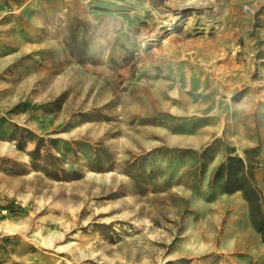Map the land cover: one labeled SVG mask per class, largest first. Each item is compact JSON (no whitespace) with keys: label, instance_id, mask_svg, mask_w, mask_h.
<instances>
[{"label":"rangeland","instance_id":"1","mask_svg":"<svg viewBox=\"0 0 264 264\" xmlns=\"http://www.w3.org/2000/svg\"><path fill=\"white\" fill-rule=\"evenodd\" d=\"M177 1L0 0V224L23 228L0 230V264H264L247 202L215 178L249 153L264 191V0ZM225 33L179 59L235 68L230 92L160 65L166 41Z\"/></svg>","mask_w":264,"mask_h":264},{"label":"bare ground","instance_id":"2","mask_svg":"<svg viewBox=\"0 0 264 264\" xmlns=\"http://www.w3.org/2000/svg\"><path fill=\"white\" fill-rule=\"evenodd\" d=\"M216 1V0H215ZM215 1H211V0H207V4L205 5V7H212L213 3H215ZM183 4L187 5V1L184 0H180L175 2V4H173L174 7H178L179 9L183 8ZM155 15V14H154ZM157 17V16H156ZM152 30L154 33H161L160 32V28H156L154 26V24L152 23ZM129 28V26H128ZM231 35V33H230ZM125 38L128 40H132L133 39V35H129L128 33L125 35ZM173 38H179V37H173ZM216 38L215 40H211L208 42H203V43H199L197 45H193V44H183L185 47H181L180 44L178 43H171L169 44L168 41L165 42V45L163 47L164 51H168V54L166 55V57L164 58L163 61L160 62V65H163L162 67H164L163 69L167 70H173V75H174V80L176 82H180L181 84H185L186 82H188V79L191 77L195 83V85L198 87L200 85H204V86H210L213 91H217L221 94L226 93V92H230L231 91V82H228L227 79L229 76H227V73H234L236 71L235 68L232 69H228L227 67L224 66H219V65H215L212 64V68L211 66L208 67V69H205V75L204 77L201 76L200 73H194L192 76H188L185 74V72L183 71V60H180L179 57L181 56V50L180 48H184L183 50L187 49V48H191V47H197L199 50L204 49V50H210L213 47L216 46H221L224 44V42L227 41V39L224 38H229V33H225V35L222 36H216L214 37ZM172 46V50H170ZM131 47L128 46L126 48V50H124V52L126 51H130ZM170 50V51H169ZM114 52L116 53V49L114 48ZM112 52V53H114ZM218 50H214L213 52H210V55H218L217 54ZM231 63V62H230ZM230 68V66H229ZM211 69V71H210ZM253 75L251 74L250 77H252ZM254 85H252L251 87L248 86L249 89H253ZM217 106L224 108L225 103L222 99L217 98L216 100ZM242 113H244V115L246 116L248 114V112H236L235 115L237 117L242 116ZM234 114V113H233ZM218 115H220V118L223 117L222 112L218 113ZM0 230H3L5 232H8L9 234H19L23 232V228L22 226L18 225V224H14L11 223L9 220H5L0 224ZM28 239L35 245L37 246H49L52 245L51 241H47V237H45L44 235H42V233H40V231H36L34 232L32 235L28 236ZM68 264H74L72 261H70L69 259L67 260Z\"/></svg>","mask_w":264,"mask_h":264},{"label":"trees","instance_id":"3","mask_svg":"<svg viewBox=\"0 0 264 264\" xmlns=\"http://www.w3.org/2000/svg\"><path fill=\"white\" fill-rule=\"evenodd\" d=\"M246 158L230 156L216 173V180L222 181L224 192H240L248 204L250 221L261 235L264 243V191L259 185L257 170L259 162L247 154Z\"/></svg>","mask_w":264,"mask_h":264},{"label":"crops","instance_id":"4","mask_svg":"<svg viewBox=\"0 0 264 264\" xmlns=\"http://www.w3.org/2000/svg\"><path fill=\"white\" fill-rule=\"evenodd\" d=\"M259 181L261 182V178L258 176Z\"/></svg>","mask_w":264,"mask_h":264}]
</instances>
